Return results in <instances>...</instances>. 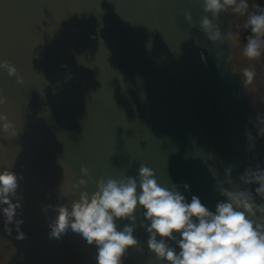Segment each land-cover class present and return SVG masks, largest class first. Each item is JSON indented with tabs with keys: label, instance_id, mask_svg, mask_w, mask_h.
I'll list each match as a JSON object with an SVG mask.
<instances>
[{
	"label": "water",
	"instance_id": "1",
	"mask_svg": "<svg viewBox=\"0 0 264 264\" xmlns=\"http://www.w3.org/2000/svg\"><path fill=\"white\" fill-rule=\"evenodd\" d=\"M203 15L200 0H0V60L24 79L0 70L8 97L0 112L18 134L0 131V170L24 177L17 219L26 234L17 240L12 226L7 235L0 214V264H95V248L71 230L49 238L56 213L42 210L79 198L72 184L82 164L90 193L105 173L137 176L144 164L162 186L188 184L189 202L196 195L213 211L221 197L210 168L222 178L234 166L235 179L249 164L264 167V138L248 151L245 136L246 128L257 136L250 118L264 105L252 106L226 63L227 45L200 32ZM233 19L214 23L227 31ZM136 218L140 247L125 264H159L139 227L142 209Z\"/></svg>",
	"mask_w": 264,
	"mask_h": 264
},
{
	"label": "clouds",
	"instance_id": "2",
	"mask_svg": "<svg viewBox=\"0 0 264 264\" xmlns=\"http://www.w3.org/2000/svg\"><path fill=\"white\" fill-rule=\"evenodd\" d=\"M200 3L204 13L199 21L200 32L213 44L227 45L226 63L232 65L233 74H239L252 106L264 105V4L255 0H200ZM221 14L234 17L227 31L214 23ZM184 19L190 29L195 27L190 10L185 11ZM233 52L238 53L237 63H233ZM0 70L15 77L18 85L24 84L10 61L0 60ZM7 102L8 97L0 90V106ZM250 123L257 136L253 137L248 128L245 136L248 151H253L255 140L264 138V111H258ZM0 131L10 137L18 135L13 121L4 112H0ZM210 171L214 190L221 197L214 211L196 195H191L189 202L184 195L190 192L186 183L183 192L176 183L162 186L155 171L144 164L139 166L137 176L115 179L105 173L95 181L96 190L90 193L81 189L89 182L85 177L90 173L82 164V176L72 184L73 189L79 190V198L42 209L56 213L48 225L49 238L59 240L71 230L95 248V264H125L130 250L140 247L134 233L136 213L142 209L139 227L146 231L147 248L159 264H264V167L249 164L235 179L234 166L224 168L222 178L217 169ZM23 179L9 168L0 170L4 232L12 235L14 226L17 240L26 238L20 230L24 221L17 219L23 209L22 198H17ZM118 221L128 223L121 228Z\"/></svg>",
	"mask_w": 264,
	"mask_h": 264
},
{
	"label": "trees",
	"instance_id": "3",
	"mask_svg": "<svg viewBox=\"0 0 264 264\" xmlns=\"http://www.w3.org/2000/svg\"><path fill=\"white\" fill-rule=\"evenodd\" d=\"M260 4H264V0H260Z\"/></svg>",
	"mask_w": 264,
	"mask_h": 264
},
{
	"label": "flooded vegetation",
	"instance_id": "4",
	"mask_svg": "<svg viewBox=\"0 0 264 264\" xmlns=\"http://www.w3.org/2000/svg\"><path fill=\"white\" fill-rule=\"evenodd\" d=\"M244 34H246V33H244Z\"/></svg>",
	"mask_w": 264,
	"mask_h": 264
}]
</instances>
